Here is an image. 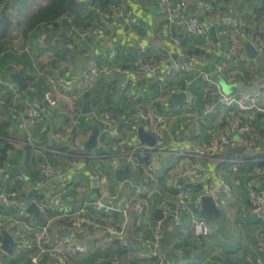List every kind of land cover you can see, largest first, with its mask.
Listing matches in <instances>:
<instances>
[{
	"label": "crops",
	"instance_id": "obj_1",
	"mask_svg": "<svg viewBox=\"0 0 264 264\" xmlns=\"http://www.w3.org/2000/svg\"><path fill=\"white\" fill-rule=\"evenodd\" d=\"M194 1L189 0L191 13L195 12ZM206 1L212 2L216 9L215 12L201 15V17L209 28L217 25L219 41L216 43L213 40V46L206 45L202 36L183 30L185 50L197 53L202 60L196 64V70L192 73L180 74L168 79L164 84H160L156 77L142 74L139 70L140 62L144 59L163 58L167 60V64L175 60L183 62L180 56L175 55L171 59L166 56L167 49L172 46V36L176 34L177 28H170L165 16L159 14L161 7L155 1H150L143 7L133 5L134 12L141 17L139 25H128L119 20H111L108 21L110 26L107 28L105 37H95L81 41L82 43H77L74 39L67 37L65 29L61 28L58 31L41 29L37 33L26 36L25 29L31 14L48 5L50 0H10L12 4H8V0L0 2V12L3 6L7 5L9 9L13 8L16 11L15 20L11 15L13 25L7 39L0 41V96L5 102L0 113V160H11L15 164V169L11 171L8 178L9 183L15 188H20V184L14 180L19 171L27 172L31 181L37 183L40 152L46 153L48 160L55 165L66 166L68 164L70 160L67 152H75L77 146L73 140L54 138L53 134L63 132L70 124L73 115L72 108L81 113L76 135L79 134L80 144L84 147L94 131L98 130L99 133L101 130L92 111L103 108L115 116L129 113L136 115L138 105L131 97V93L134 92L142 96V103L148 107L147 110L166 113L170 119L172 118V128L176 135L192 137L197 133L203 141H211L226 129L233 115L217 101L211 86L205 81L201 72L214 74L216 66L223 64L225 73L218 78L221 79L227 92L239 93L238 89L252 86H259L262 89L264 83H259V80L264 79V63L253 65L252 58L247 55L246 43L238 50L239 53L246 55V59L236 60L237 54L230 53L229 42L223 31L234 27V23L226 18L228 15L226 12L230 10L242 28L255 27L256 24L264 33V14L259 15L261 12L255 11L254 8L260 7L257 0ZM115 6L116 3L108 7L98 6V9L92 13L97 14L94 16L87 13L90 14L88 27L103 26L105 24L104 13L114 10ZM43 33L46 34V39L40 43V36ZM53 41L55 44L64 43L69 48L68 54L59 48V44L58 48L64 56L57 54ZM54 53L56 56L53 61L47 63L45 59L47 54L54 55ZM59 58L71 60V67H59ZM113 63L135 71L131 77L136 79L137 85L127 95L120 92L119 87L122 82L113 75L114 72L109 75H91L93 69L99 71L105 64ZM15 71L25 77L28 83L27 89L23 90L10 79V74ZM51 79L54 83H51ZM187 79L190 81L192 108L186 107V96L181 95L187 88L185 82ZM87 80L91 82V85H86ZM62 83H71L76 88H83L85 90L83 97H64L63 95L57 108H48L43 97L45 90L54 85L58 91H61V94H64ZM174 88L180 92L171 94L170 90ZM87 95H90V98ZM179 95H181L180 98L177 97ZM24 98L38 103L39 107L46 111V125H33L29 120L14 119L11 116L9 105L15 103L16 109L20 111L21 99ZM87 99H91L92 111L89 114L83 113V106ZM209 106H214L215 112L204 116L203 112ZM179 107L182 109L179 110ZM253 127V132H261L264 135V123L255 120ZM139 128L138 119L133 120L128 126V130L133 131L132 136L129 137L131 140L139 139ZM95 148L89 151L85 147L83 149L84 152L90 153ZM240 148H244V151H232L228 148L220 152L214 160L208 161L210 181H215L219 175H223L232 186L230 192L223 194L225 203L220 208L221 215L217 217L212 213H207L213 218L216 227L213 230L210 227L209 235L196 236L190 216H186L183 225L180 226L174 225L170 220H165L163 250L171 264H264V251L257 245L259 231L264 228V218L251 212L247 189L250 174L255 173L259 166L251 165L244 159L246 156H264V139L253 150L242 146ZM125 149H130L129 145H126ZM261 158L263 157H258L257 160H263ZM166 159L172 160V158ZM84 163L86 165L85 161ZM93 170L92 167L85 166L76 178V181L91 188L92 192L89 193L91 198L100 194V188L97 192L94 185L96 177ZM106 172L111 178L112 187L117 188L120 181L118 172L110 169H106ZM125 192L126 196L133 198V188L129 187ZM25 197L28 200L34 198L33 194L25 195ZM63 200L66 206L74 208L79 205L80 197L75 191H70L63 196ZM142 209L145 210L144 207ZM155 211L148 217L145 211L135 210L129 204L130 224L125 235L108 250L102 248L94 230L85 228L77 233L72 231L66 220L62 221L64 227L53 228V233L56 236L71 238L90 246V253L82 259L83 264H92L97 257L101 256L107 259L116 255L128 256V254L134 256L135 264H153L149 260L137 259V253L146 248L143 242L145 238L153 237L155 234L153 225L159 220L155 217ZM7 213L4 212L5 217ZM58 213L60 210L50 209L41 212L40 217L33 214L27 215L29 221L43 224L47 219L57 216ZM61 229L71 230V235H60ZM3 232H0L2 241L4 240ZM3 258L12 263L16 260L13 254L4 250L0 252V260ZM101 264H108V262L104 261Z\"/></svg>",
	"mask_w": 264,
	"mask_h": 264
},
{
	"label": "built area",
	"instance_id": "obj_2",
	"mask_svg": "<svg viewBox=\"0 0 264 264\" xmlns=\"http://www.w3.org/2000/svg\"><path fill=\"white\" fill-rule=\"evenodd\" d=\"M115 1V9L104 13L103 26H80L72 17H65L69 25L65 29L66 36L77 43H82L81 41L95 37H105L107 28L110 26L108 21L111 20H119L128 25H139L141 17L134 12L133 5L143 7L150 1H155L161 7L159 14L165 16L170 28H177L176 34L172 36V46L167 49L166 56L170 59L175 55L183 58L182 63L175 60L167 64V60L163 58L144 59L140 62V72L156 77L160 84L180 74L192 73L196 70V64L202 60L197 53L185 50L183 30L202 36L206 45L214 44L209 26L200 20L201 15L215 12L216 8L212 2L195 0V12L191 13L189 0ZM257 3L263 6L264 0H257ZM10 13L15 20L16 11L10 8ZM226 13H228L227 20L234 23V27L223 31L229 42L230 53L237 54L236 60H245L246 55L239 53L238 50L241 45L250 42L257 51L256 57L252 58L251 62L253 65L264 63V36L260 34L263 33L260 27L255 24V27L242 28L238 25L232 11L229 10ZM45 39L46 34L43 33L40 36V43ZM58 63L61 68L72 65L71 60L65 58H59ZM113 72H123L127 75L125 81L120 84L121 93L127 94L136 87V79L131 77L135 72L134 69L120 64H105L99 71L93 69L91 75H109ZM224 73L223 64L216 66L214 74L201 72L205 81L211 86L217 101L233 115L228 127L211 141H203L197 133L192 137L176 135L172 128V118L170 119L166 113L147 110L148 107L142 103V96L134 92L131 93V97L138 105L136 115L129 113L115 116L103 108L92 111L101 130L98 133L97 146L90 153L84 152V147L79 141V134L76 135L81 113L72 108L70 124L63 132L53 134V137L66 141L73 140L77 146L76 151L67 152L70 161L66 166L53 164L48 160L46 153L40 152L37 183L31 181L27 172L19 171L14 180L20 184V188H15L8 181L11 171L15 169V164L11 160H0V232L7 231L13 237L23 238L22 241L14 243L13 258L21 259L19 264L26 262L28 264H83L82 259L90 253V246L71 238L56 236L53 228L64 227L63 220H66L72 231L77 233L90 228L98 235L97 239L102 248L108 250L125 235L130 224L129 204L135 210L145 211L148 217L157 209H160L164 215L163 219L157 220L153 225L154 236L145 238L143 241L146 248L137 253L139 260H149L153 264H171L163 250L165 220L180 226L183 225L185 217L190 216L194 234L209 235L210 225L203 214V198L213 197L216 206L221 208L225 203L223 194L230 192L232 186L223 175H219L215 181H210L208 161L214 160L220 152L228 148L242 146L253 150L264 139L261 132H253L255 120L264 123V87L256 95L242 92L229 93L218 78ZM50 81L54 83L53 79ZM185 82L187 84L184 90L185 105L192 108L190 81L187 79ZM61 85L64 94H61L54 85L45 90L43 97L48 108H57L63 95L81 98L85 93L83 88H76L74 84L62 83ZM86 85H91V82L87 80ZM179 92L176 88L170 90L171 94ZM15 101L17 102V99ZM21 104L20 111L16 109L15 103L9 105L10 114L14 119L29 120L33 125L47 124L45 123L47 113L39 107L38 103L24 98L21 99ZM4 106L5 102L0 96V113ZM181 109L179 107V110ZM214 112L215 107L209 106L203 114L209 116ZM136 119L140 128L153 136L154 144L129 138L133 131L128 130V126ZM126 145H129L130 149H125ZM166 158H172V160ZM85 166L94 169L95 177L99 181L100 194L95 198L89 197L91 188L76 181ZM106 169L116 172L124 169L127 172V178L120 180L117 188H113ZM263 178L264 167H259L247 180L250 210L260 218H264V191L260 187ZM129 187L133 188V198L126 196L125 191ZM70 191H75L80 197L77 207L71 208L64 203L63 196ZM31 194L34 198L28 200L25 195ZM32 202L37 205L40 212L55 209L60 210V213L47 219L43 224L29 221L26 209ZM143 207L145 210L142 209ZM4 212H8L6 217ZM257 245L264 251V228L259 231ZM2 247L3 241L0 239V252L3 251ZM23 255L25 258H22ZM104 261L108 264H135L134 256L129 254L128 256L116 255L107 259L103 256L97 257L92 264H101ZM0 264L16 263L3 258Z\"/></svg>",
	"mask_w": 264,
	"mask_h": 264
},
{
	"label": "trees",
	"instance_id": "obj_3",
	"mask_svg": "<svg viewBox=\"0 0 264 264\" xmlns=\"http://www.w3.org/2000/svg\"><path fill=\"white\" fill-rule=\"evenodd\" d=\"M8 1V4H12L10 0ZM0 2L3 3L4 0H0ZM112 3L115 5V0H50L48 5L39 8L31 14L25 29V34L29 36L32 33H37L41 29L45 31H58L59 28L62 30L67 29L69 25L65 17H72L77 25L88 27L87 22L90 14L92 15V13L98 9V6L108 7ZM254 9L256 12H261L259 15L264 14V5ZM87 13L90 14L88 15ZM12 25L13 22L9 6H3L0 12V41L7 39ZM260 34L264 35V33ZM54 46L56 47V53L64 56L63 52L58 48V44L54 42ZM56 53H54V55L47 54L45 57L47 63L53 61ZM125 94L126 93H124V95ZM87 97L90 98V95H87ZM258 157H263L261 158L263 160H257ZM244 159L251 165L264 167V156H246ZM254 159L256 160L255 162L253 161ZM203 214L205 216L207 213L203 212ZM22 258H25L24 255ZM20 260H15L14 263L19 264ZM25 264L28 263L26 262Z\"/></svg>",
	"mask_w": 264,
	"mask_h": 264
},
{
	"label": "water",
	"instance_id": "obj_4",
	"mask_svg": "<svg viewBox=\"0 0 264 264\" xmlns=\"http://www.w3.org/2000/svg\"><path fill=\"white\" fill-rule=\"evenodd\" d=\"M200 20L203 21V17H200ZM209 32L214 40V42H218L219 41V38H218V35H217V27L216 26H211L209 28ZM59 44V48L65 53V54H68L69 52V48L62 42H58ZM245 47H246V50H247V55L248 57L250 58H255L256 55H257V51L256 49L254 48V46L250 43V42H247L245 44ZM113 75L115 77H117L118 79H120V82H123L127 75L123 72H114ZM10 79L15 82L18 86H20L23 90L24 89H27V86H28V83L25 79V77L18 71H15V72H12L10 74ZM239 92H242V93H246V94H249V95H256L260 92L261 88L259 86H252V87H242V89H238ZM181 95H184L186 96L184 93L181 94ZM181 95L177 96L178 98L181 97ZM92 111V108H91V99H87L84 103V106H83V113L85 114H89L91 113ZM97 137H98V130L94 131V133L92 134V136L89 138V140L85 143V149L86 150H91L92 148L96 147L97 146ZM138 137L139 139L143 140V141H146V142H149L151 144H154V138L152 135H150L149 133L145 132L143 128H139L138 130ZM228 150H232V151H244V148H240V147H235V148H229ZM118 179L119 180H124L127 178V172L124 170V169H120L118 170ZM94 185H95V188H96V191L99 192V186H98V179L95 178L94 179ZM260 187L261 189L264 191V180H262L260 182ZM203 210L204 212L206 213H212L213 215L219 217L221 215V209L218 208L216 206V203H215V200L213 197L211 196H206L203 198ZM27 213L28 214H33L37 217H40L41 216V212L39 210V208L37 207V205L32 202L26 209ZM155 217L157 219H163L164 215H163V212L160 210V209H157L155 211ZM4 234V240H3V250L9 254H13V245L16 241H22L23 238L22 237H13L9 234V232L7 231H4L3 232ZM59 234L60 235H68L70 236L71 235V230L69 229H61L59 231Z\"/></svg>",
	"mask_w": 264,
	"mask_h": 264
},
{
	"label": "rangeland",
	"instance_id": "obj_5",
	"mask_svg": "<svg viewBox=\"0 0 264 264\" xmlns=\"http://www.w3.org/2000/svg\"><path fill=\"white\" fill-rule=\"evenodd\" d=\"M39 4H41V3H39ZM28 6H30V5H28ZM26 8H27V6H26ZM94 15H97V14H92L91 16H94ZM259 83L263 84L264 83V79H260ZM98 129H99V126H98ZM205 218H206L207 222L209 223L210 227L212 228V230L215 229L216 227H215V222H214L213 218H211V216H209V214H206Z\"/></svg>",
	"mask_w": 264,
	"mask_h": 264
}]
</instances>
